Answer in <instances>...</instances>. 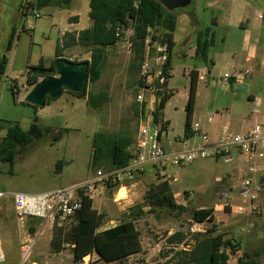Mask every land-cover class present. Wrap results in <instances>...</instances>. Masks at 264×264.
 <instances>
[{
  "label": "rangeland",
  "instance_id": "obj_1",
  "mask_svg": "<svg viewBox=\"0 0 264 264\" xmlns=\"http://www.w3.org/2000/svg\"><path fill=\"white\" fill-rule=\"evenodd\" d=\"M29 1L34 0H0V58L7 55L9 59L0 84V191L7 193L45 191L89 177L96 170L90 162L93 135L97 130L116 132L133 140L137 134L139 114L135 103L140 67L131 66L134 55L126 41L108 48L101 78L87 85L91 91L109 93L110 100L102 108H91L86 97L68 91L43 107L27 101L33 87L28 80L30 66L40 65L41 59L46 63L54 57L58 38L69 23L68 17L79 12L85 16L86 22V11L90 9L89 0H71L69 4L62 2V5L35 7L41 14L36 17L24 12ZM172 12L176 16L177 28L173 68L168 83V92H173V96L168 100L163 116L170 121L162 135L166 151L186 149L180 140L185 137V105L191 70L198 68L203 74L193 121H199L206 132H212L210 127L221 132L226 126L229 131L235 132L234 120L225 114L232 95H240L246 100L249 90L264 94V66H261L264 58V18L259 17L260 13L264 16V0H192L188 6ZM14 28L17 29L16 36L11 49H8ZM207 28L214 31V45L209 49V60L203 61L195 56V45L199 31ZM159 34L162 35V31ZM155 43L158 46L160 39ZM151 49L156 54V48L153 50L151 46ZM253 49L257 50L258 57L250 60L248 55ZM63 55L74 61L90 60L91 57L89 48L80 44L65 48ZM245 69L253 71L252 77L243 78V83L250 85L232 87L230 83L221 81L226 72H242ZM39 78L42 80L44 76ZM220 113H224L222 118L212 120ZM14 122H19L24 130L36 122L43 135L34 138L28 145L18 146L11 164L2 159L1 146L7 128ZM59 132L61 139L54 142V136ZM200 140L198 135L190 137L189 146L196 145ZM233 153L234 157L230 160L225 157H198L191 163L169 164L167 173L171 189L177 202L186 204L188 210L177 214L166 207L150 211V207L145 206L147 212L136 221L141 231L142 250L119 263L97 259L91 264H165L168 258L164 255L169 249L166 235L182 227L190 236L214 223L218 232L224 233L226 238L237 239L241 244L237 252L227 248L230 264H236L245 251L252 255L254 264H264V184L262 182L260 191L253 189L246 196L241 193L246 188L245 180L252 178L257 183L262 172H251L238 149H233ZM60 160L64 163L61 172H57ZM146 168L144 181L147 184L160 181L153 165ZM219 188L222 189L218 195ZM223 192H227L226 196L219 200ZM251 194L256 195L253 202L259 203L258 210L248 214L232 211V205L246 203ZM104 195L103 204L97 196L94 200L101 211H106V220L101 228L114 226L125 217L124 213L130 207L144 202L143 196L140 201L133 199L131 205L124 206V201H113L112 190ZM202 206L215 208L214 221L199 223L193 219V210ZM39 226V220H30L25 226L17 223L11 196L0 201V235L6 252L3 264H21V244L27 242ZM52 234L49 228L42 231L25 264H73L70 249L61 252L51 250L49 240ZM181 247L179 245L175 249Z\"/></svg>",
  "mask_w": 264,
  "mask_h": 264
},
{
  "label": "trees",
  "instance_id": "obj_2",
  "mask_svg": "<svg viewBox=\"0 0 264 264\" xmlns=\"http://www.w3.org/2000/svg\"><path fill=\"white\" fill-rule=\"evenodd\" d=\"M62 2L69 4L70 0H34L29 1L28 6L42 8L53 4L62 5ZM89 6V16L93 25L79 33L66 32L62 42L57 41L55 59L64 57L65 48L77 44L88 47L91 57L87 85L88 83H95L102 76L108 48L116 45L119 41L116 34L117 27H132L134 32L131 40L134 57L131 66L138 65V68L140 67L145 57L146 40L151 34L149 44L152 45L160 39V43L168 45L169 53L164 65V72L167 77H171L173 49L176 45L174 36L177 28L176 16L172 11L166 9L157 0H89ZM16 31V28L12 31L8 49H11L13 45ZM161 31L162 35L159 34ZM212 45H214V31L211 28L199 31L195 45V56L203 61H208V53ZM8 62L7 55L0 58V84ZM211 64H213L212 61ZM40 65L44 66L42 62ZM40 76L29 71L30 85L39 82ZM190 76L188 100L185 105L184 134L186 137L193 136L191 124L197 102L199 70H191ZM74 94L86 97L87 105L94 109L102 108L110 100L108 92H94L88 87L84 93ZM172 96L173 92H165L155 113L157 120H163L164 130H167L170 125V121L163 118L164 109ZM51 100L48 98L46 104H49ZM135 107L136 112H138L137 103H135ZM35 113H37V108ZM42 135L43 131L37 123H33L28 130H24L19 122L12 123L7 128L6 136L2 141V159L13 164L18 151L17 147L28 145L34 138H40ZM60 139L61 132L54 136V142ZM133 143L132 137L116 132L109 133L97 130L92 140L91 167L112 169L127 165L131 157L129 148ZM63 163V160L57 163V172H61ZM157 177L160 181L149 185L144 195V202L130 207L125 213V217L112 227L101 228L105 223L106 214L94 206L93 199L84 197L82 206L78 211L77 223L71 230L65 235L60 229L54 230L50 242L51 250L60 252L64 248V242H72L75 244L73 249L75 260L96 252L99 256L98 260L104 259L108 262H120L140 252L142 250L141 231L138 229L136 221L147 212L145 206H149L150 211L156 207H166L177 214H182L188 210L186 204L177 202L170 182L160 176ZM226 208L229 209V206ZM214 212L213 206H202L193 210V219L199 223L214 221ZM217 227L214 223L208 229L197 231L190 236L181 227V229L166 235V243L169 249L164 255L168 258L165 264H230V252L227 248H230L232 252H237L240 250L241 244L235 238H226L224 233L218 232ZM179 245L182 247L175 249ZM236 264H254L252 255L245 251L238 258Z\"/></svg>",
  "mask_w": 264,
  "mask_h": 264
},
{
  "label": "built area",
  "instance_id": "obj_3",
  "mask_svg": "<svg viewBox=\"0 0 264 264\" xmlns=\"http://www.w3.org/2000/svg\"><path fill=\"white\" fill-rule=\"evenodd\" d=\"M28 6V5H25ZM31 6L25 8L24 12L41 16L40 12ZM263 15H260L262 17ZM116 34L119 41L125 43L129 51H133L131 37L132 27H117ZM151 34L147 37V42ZM117 43V44H118ZM147 43L145 57L140 65L138 79L139 91L136 95L138 104V125L134 143L130 146L129 163L123 167L112 169L96 168L95 172L82 181L75 182L68 186H61L39 192L14 191L7 193L0 191V201L5 197L13 198V208L17 223L21 226L27 225L30 220H39L40 226L33 231V236L27 242L21 244L23 260L25 264L28 255L32 252L35 243L38 241L42 231L49 228L52 233L55 229H60L65 235L77 223L78 211L82 206L84 197L95 200L96 196L101 199L107 191H117L126 188L140 175L144 174L148 165H153L156 169V176L164 180L170 179L167 173V166L179 165L193 162L196 158H218L233 159V149H238L244 157V161L249 164V170L254 173L262 172L260 181L255 183L254 179L245 180V192L242 195L252 193V190H262L264 184V120L257 123L252 129L246 132H232L225 127L216 138L206 132L198 121L191 124L192 135H198L201 140L194 146H189L190 137H184L180 142L186 149H172L166 151L162 144L164 133L163 120L156 119V111L165 92H168L169 77L164 72V65L169 53L166 43ZM151 46L156 54L152 52ZM253 71L245 69L242 72L225 73L221 81L229 84L231 78L234 83H241L243 78L251 76ZM165 120V119H164ZM261 161V163H260ZM175 180V177L173 178ZM169 181V180H168ZM263 182V184H262ZM255 194H251V199L244 204L231 206L236 213L248 214L253 210H258L259 203L253 202ZM114 202H120L113 198ZM53 235V234H52ZM64 249L72 251L73 264H91L98 259L95 252L82 259H74L73 249L75 244L64 242ZM60 251V252H61ZM6 260V252L0 235V264ZM31 264H38L31 262Z\"/></svg>",
  "mask_w": 264,
  "mask_h": 264
},
{
  "label": "crops",
  "instance_id": "obj_4",
  "mask_svg": "<svg viewBox=\"0 0 264 264\" xmlns=\"http://www.w3.org/2000/svg\"><path fill=\"white\" fill-rule=\"evenodd\" d=\"M89 11H90V9L86 11V14H87L86 22H84V18H85L84 15H81L79 12L72 13V15H70L68 17L69 23L67 25V28H65L61 32V34H60V36L58 38V41L60 40V42H62L66 32L79 33L81 30H83L85 28H88V27H91L93 25V21H92V19L89 16ZM83 14H84V12H83ZM260 15H263V13H260L259 17H260ZM260 18H264V16H262ZM241 23H242V25H244L245 21L242 20ZM174 38H175V41H176V36H174ZM248 57H249L250 60L256 59L258 57L257 50L256 49L251 50L249 55H248ZM54 59H55V56L52 57L50 60H47L46 63L43 61V59H41L40 63L42 62L44 64V66H50ZM261 66H264V58L261 60ZM196 69H198V68H196ZM198 70H199V73H200V79H199V82H200V80L203 78V74H202L200 69H198ZM252 75L251 76H247L246 78L252 77ZM199 82H198V87H199ZM230 84H231L232 87H234V85H237V84L239 86L240 85H246V86L250 85L249 83L248 84L243 83V80L241 81V83H234V78H231ZM197 95H198V91H197ZM164 111H165V109H164ZM194 113H195V111H194ZM225 114L228 117H232V119L234 120V129H235L234 131L235 132H246V131L252 129L257 123H260V122H262L264 120V94L258 93V92L257 93L251 92L249 90L246 100H244L240 95H237V94L232 95L230 97L229 106H227V110H226ZM222 116H224V113L216 114L212 118V120L216 121L217 119L222 118ZM193 117H194V115H193ZM228 123L231 125L232 122L229 120ZM226 127H228V126H226ZM202 128H203V126H202ZM210 129L212 130V132L211 133L208 132V133L213 138H216L219 135L220 131L216 130L215 128L212 129V127H210ZM145 174H146V171H145L144 174L138 176L133 181V183L129 186V191L126 188H124V187L120 188L117 191H112V194H113V197H115V200L118 201L119 199H125V200H123L125 202L124 206L131 205L133 203L132 202L133 199L140 201V199L143 198L144 194L146 193L147 189L149 188V185L151 183H153V182H149L147 184L144 181ZM170 184H171V182H170ZM104 196L105 195H103V197ZM103 197L100 199V203H102ZM94 206L99 211H101L100 208L95 205V201H94ZM124 206H123L122 210L125 209ZM101 212H104V211H101ZM104 213L106 214V211ZM51 239H52V235H51ZM51 239L49 240V243L51 242Z\"/></svg>",
  "mask_w": 264,
  "mask_h": 264
},
{
  "label": "water",
  "instance_id": "obj_5",
  "mask_svg": "<svg viewBox=\"0 0 264 264\" xmlns=\"http://www.w3.org/2000/svg\"><path fill=\"white\" fill-rule=\"evenodd\" d=\"M157 1L169 11L186 7L192 2V0ZM89 67V60L74 61L65 57L55 59L52 66H30L29 71L31 73L44 76V78L33 85L27 95V101L37 107H43L46 105L48 98L57 99L65 91L72 93H84L87 89ZM37 121L38 118H36V122ZM226 160L230 159L227 158ZM222 188L218 189V195L220 194L219 192ZM244 192L245 190L241 191V193ZM226 193L227 192H223V195L219 198V200H223Z\"/></svg>",
  "mask_w": 264,
  "mask_h": 264
},
{
  "label": "flooded vegetation",
  "instance_id": "obj_6",
  "mask_svg": "<svg viewBox=\"0 0 264 264\" xmlns=\"http://www.w3.org/2000/svg\"><path fill=\"white\" fill-rule=\"evenodd\" d=\"M50 66H51V65H50ZM49 74H51V73H49ZM49 74H48V75H49Z\"/></svg>",
  "mask_w": 264,
  "mask_h": 264
}]
</instances>
